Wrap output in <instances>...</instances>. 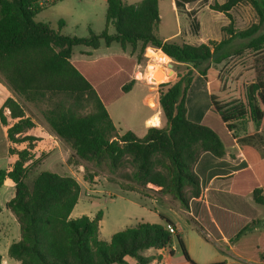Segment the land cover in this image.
Instances as JSON below:
<instances>
[{"label":"trees","instance_id":"16d2710c","mask_svg":"<svg viewBox=\"0 0 264 264\" xmlns=\"http://www.w3.org/2000/svg\"><path fill=\"white\" fill-rule=\"evenodd\" d=\"M41 1L0 0V74L13 92L24 103L48 104L42 113L44 122L70 148L72 157L96 166L105 164L112 170L129 169L121 178L132 191L153 190L150 185L159 188L153 191L171 195L193 214L194 225L202 234L231 242L233 252L243 261L264 264V227L256 230L261 212L254 209V205L264 206V154L247 141L255 136L254 126L264 132V81L244 74L253 58H264V32L260 33L264 0L214 4L212 10L230 18L223 28L228 37L201 44H180L160 37L159 0L135 4L107 0L104 30L97 34L90 28L88 37L65 36L37 22L39 13L64 0H53L47 7ZM195 1L175 3L179 8ZM242 3L253 7L260 24L238 31L230 12ZM59 26H64L62 20ZM236 39L248 41L231 48ZM102 44H119L123 51L141 47L142 53L152 47L177 64L193 66L178 74L177 81L160 84L164 127H150L143 137L130 130L122 135L117 132L108 106L135 87L140 57L71 60L74 48L97 50ZM212 64L223 66L217 69ZM196 71L208 85L211 103L199 123L188 119L187 106ZM23 102L8 97L0 107L8 154L14 158L10 166L0 169V188L7 181L14 186V197L6 207L15 216L21 234L20 241L9 248L11 259L17 264H127L131 257L139 264H149L156 258L142 252L171 248L176 238L186 260L195 264L180 234L167 230V225H175L164 216H160L162 223L140 222L104 241L100 236L102 211L94 217L71 218L82 191L75 177L42 171L29 185L28 173L39 163L35 152L39 139L27 134L38 126L27 115ZM238 122L246 125V138L239 141L245 167L217 178L205 200L198 202L203 188L197 164L204 153L225 158L238 144L234 133ZM221 184L225 192L220 190ZM222 193L230 202L222 200Z\"/></svg>","mask_w":264,"mask_h":264},{"label":"rangeland","instance_id":"374dc122","mask_svg":"<svg viewBox=\"0 0 264 264\" xmlns=\"http://www.w3.org/2000/svg\"><path fill=\"white\" fill-rule=\"evenodd\" d=\"M129 4H135L142 0H125ZM174 0H159V10L161 17V25L158 34L170 35L177 31L178 15L173 8ZM226 0H198L194 2L189 11L181 14V23L183 28L182 39L178 38L176 42L190 44L209 43L211 41H221L228 37L223 31L225 26L230 24V18L223 13L212 10V6L216 3L223 4ZM51 3H49L50 5ZM47 7L48 5H44ZM181 10V11H180ZM179 12H183L179 7ZM232 24L235 30H247L253 25L260 24L259 16L250 4L242 3L236 6L231 12ZM107 18V0H64L56 5L42 11L36 16L37 22L50 25L53 29L59 30L63 35L69 37H88L89 29L100 34L106 26ZM64 22V26L60 28L59 21ZM114 32L113 28H110ZM264 32V23L260 24V33ZM248 39H236L232 42L231 48H239L246 44ZM180 43V44H181ZM89 53H83V52ZM113 53H123L119 44H113L110 47L102 45L97 50L76 47L72 61L78 60H94L100 55ZM132 58H139L138 65L135 70V79L139 81L135 87L123 97L119 98L113 104L108 106V112L115 123L117 132L122 135L126 131L134 132L138 137H143L147 133L146 121L152 117L160 109L159 91L160 84L167 82H175L178 80V74H184L193 68L191 64H177L169 59L159 50L150 47L141 51V47L136 50L124 51ZM251 67L245 69V76L249 79H262L264 81V58L255 57L251 60ZM173 64V67L170 66ZM208 64L203 65L206 66ZM211 65V64H210ZM221 69L222 65L215 66ZM166 88L163 87L162 90ZM14 97L23 102L7 84L5 78L0 74V99ZM24 103V102H23ZM2 106V105H1ZM27 115L35 122L44 124L43 111L48 108L47 103L31 104L24 103ZM188 119L192 122L199 123L202 117L210 109V96L208 85L204 79L196 71L194 82L187 96ZM165 119L161 121V126L165 125ZM149 125L158 126L160 124L159 117H153L148 122ZM245 123L238 122L236 124L235 135L238 144L227 152L225 159H218L209 153H204L200 159V164L196 167V172L201 178L202 188L207 185L209 178L220 169L227 167L229 164L237 165L243 160L240 140L246 138ZM262 127L254 126L255 136L247 139L262 154H264V132ZM37 134L39 142L35 149L39 163L28 173L27 183L31 185L33 179L42 171H51L61 175L74 176L83 186L78 205L72 212L73 219L83 215L94 217L99 211L103 212V220L101 221V239L109 241L115 233L122 231L126 227L134 226L140 222L158 224L162 223L160 216L176 218L180 224V236L184 241L191 260L195 264H254L240 259L233 250L231 242L225 244L222 239H217L206 233L202 234L194 225L192 217H185L177 210L170 208L169 204L163 202L159 196H162L153 190L149 191H132V188L122 180L121 176L129 169L112 170L108 165L96 166L93 163H86L77 158L72 157L73 153L69 147L63 146L61 143L56 145L54 140L49 136L43 135V131L38 127L35 131L27 134ZM53 144H47L46 141ZM3 148H0V169L7 168L9 159L3 155ZM238 158V159H237ZM219 160H224L220 165ZM237 163V164H236ZM87 176L93 177L92 181L85 180ZM92 184H97L93 190L87 192L85 187L90 188ZM85 186V187H84ZM149 188H153L150 187ZM225 185L221 184L220 190L225 192ZM142 195H140V194ZM13 188L9 185H3L0 188V207L4 208L6 202L13 195ZM157 200L152 203L151 199ZM222 200L225 202V194L222 193ZM253 203L252 198H248ZM230 202V201H226ZM254 209L260 211L259 223L256 230L264 227V206L254 205ZM253 215L255 212L248 211ZM178 232L176 231L175 234ZM4 257L9 258L8 254ZM143 256H154L156 261L149 264H191L189 263L179 245L174 238L173 244L167 251L164 258L155 252L154 249L146 250L141 253ZM171 254V256H170ZM7 255V256H6ZM127 264H139L136 259L128 257Z\"/></svg>","mask_w":264,"mask_h":264},{"label":"crops","instance_id":"0c3cea01","mask_svg":"<svg viewBox=\"0 0 264 264\" xmlns=\"http://www.w3.org/2000/svg\"><path fill=\"white\" fill-rule=\"evenodd\" d=\"M195 2H198L195 1ZM194 2H190V3H183L181 5L180 8H182L183 12H179V8L176 7V3H175V0L173 1V8L175 10V12L177 13L178 15V27H177V31L173 34H170V35H163L160 37L166 41H171V42H176V40L178 38H181L182 35H183V28H182V23H181V17L180 15L183 14V15H186V13H184V10L185 11H189L190 10V7L191 5L193 4ZM181 11V10H180ZM161 25V24H160ZM160 27V26H159ZM182 39V38H181ZM178 43V42H176ZM181 43V41H180ZM185 43H187L185 41ZM201 44V43H200ZM103 45V44H102ZM101 45V47H102ZM112 46V45H111ZM100 47V48H101ZM86 48V47H85ZM90 49V48H89ZM150 49V48H149ZM127 50H129V48H127ZM123 51V50H122ZM160 51V50H159ZM161 52V51H160ZM83 53H88V51L86 52H83ZM73 55H74V52H73ZM89 55V53H88ZM112 56H126V57H130L128 56L126 53H113V54H107V55H100L97 59H94V60H76V61H73V62H79V61H95V60H98V59H101V58H107V57H112ZM73 57V56H72ZM72 60V59H71ZM139 81L136 82V84L138 83ZM7 98V97H6ZM1 98L0 99V107L1 105H3L4 101L6 100ZM111 117V116H110ZM153 117H159L160 118V124L158 126H152V125H149L148 122L151 118ZM150 119H148L146 121V129L148 130L150 127H160L161 126V121L164 119L163 117V114H162V110H161V107L160 109L152 115ZM35 121V120H34ZM166 121V120H165ZM37 126L43 131V135H47L49 136L52 140H54V143L56 145H59V143H61L63 146H66L64 143L61 142V140L59 138H57L52 132L51 130L49 129V127L44 123H37ZM115 124V123H114ZM165 125H166V122H165ZM164 125V126H165ZM162 126V127H164ZM36 130V129H35ZM34 130V131H35ZM30 134V133H29ZM30 135H33V136H36L37 138L39 137L37 134L33 133V134H30ZM39 142V141H38ZM47 144L51 145L50 147H53V144L52 142H50L49 140L46 141ZM0 148H3L2 151H3V155L9 159V164L8 166L11 165V163L14 161V158L13 157H10L9 154H8V148H9V142H8V139H7V134H6V129L0 124ZM202 157V156H201ZM225 159V158H223ZM238 159V158H237ZM220 162V165H227V164H221L224 160H219ZM200 162L202 161H199L198 164H200ZM197 164V166H198ZM237 164V163H236ZM7 166V167H8ZM224 168L223 169H220L218 172L214 173L210 178H209V182L207 183V185L205 187H203V194L201 196V198L198 200V202H203L206 198V193L207 191L209 190V188L212 186V184L214 183V181L217 179V178H221V177H225V176H229L241 169H243L245 167V164L243 162V160H240L239 163L237 165H233V164H229L227 167L223 166ZM61 175V174H60ZM72 176V175H71ZM74 177V176H73ZM79 182V181H78ZM80 183V182H79ZM81 184V183H80ZM4 185H9V187H12L13 188V193L15 194V189H14V186L9 182H5ZM82 186V184H81ZM97 184H92L90 186V188H87V186L85 187V189L87 190V192H93V191H96V190H93V187H96ZM150 187H153L152 189H154L155 191H158L159 188L155 187V186H152L150 185ZM82 189H83V186H82ZM82 192V191H81ZM14 194L12 195L11 199L14 197ZM140 194V193H139ZM142 195V194H140ZM143 196V195H142ZM144 197V196H143ZM163 202H166L167 204H169L170 208H173L174 210H177L179 213H181L182 215H185V217H192L193 214L186 211L182 206H181V203L174 199L171 195H162V196H159ZM148 198V197H146ZM10 199V200H11ZM148 199H151L152 200V203H157V200L154 199V198H148ZM10 200H8L7 202H9ZM6 202V204H7ZM78 205V204H77ZM71 217H72V214H71ZM165 218H168L170 219L174 225H175V228L177 230V232L180 234L181 233V230H180V224H179V221L176 219V218H169V217H166L164 216ZM21 239V234H20V228H19V224L15 218V216L13 215V213L7 209V207L5 206L4 208H2V211L0 212V254L2 255V264H17V262L13 259H11L10 257L7 258V257H4L5 255H3V253L1 252V250H3L4 254H8L9 252V248L10 246L13 244V243H17L19 242ZM224 243L226 244H229L227 241H224ZM155 250V249H154ZM169 250V253H170V248H167V249H162V250H155L156 253H158V255H160V258H164L167 251ZM230 250H232V246H230ZM7 256V255H6ZM9 256V255H8ZM171 256V254H170ZM127 261V260H126ZM154 261H156V259H154Z\"/></svg>","mask_w":264,"mask_h":264},{"label":"built area","instance_id":"2783aa9c","mask_svg":"<svg viewBox=\"0 0 264 264\" xmlns=\"http://www.w3.org/2000/svg\"><path fill=\"white\" fill-rule=\"evenodd\" d=\"M53 2V0H42L41 1V5H49V3H52ZM167 230L171 233V234H175L176 233V228H175V226H172V225H167Z\"/></svg>","mask_w":264,"mask_h":264},{"label":"water","instance_id":"95a60500","mask_svg":"<svg viewBox=\"0 0 264 264\" xmlns=\"http://www.w3.org/2000/svg\"><path fill=\"white\" fill-rule=\"evenodd\" d=\"M171 67H173V64H170Z\"/></svg>","mask_w":264,"mask_h":264}]
</instances>
